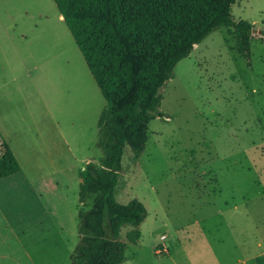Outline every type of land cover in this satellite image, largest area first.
<instances>
[{
    "label": "rangeland",
    "instance_id": "1",
    "mask_svg": "<svg viewBox=\"0 0 264 264\" xmlns=\"http://www.w3.org/2000/svg\"><path fill=\"white\" fill-rule=\"evenodd\" d=\"M231 14L253 25L249 64L215 29L161 88L140 157L124 149L115 200L147 214L135 244L121 228L122 264H264V0ZM105 107L53 0H0V125L21 169L0 180V264H73Z\"/></svg>",
    "mask_w": 264,
    "mask_h": 264
},
{
    "label": "trees",
    "instance_id": "2",
    "mask_svg": "<svg viewBox=\"0 0 264 264\" xmlns=\"http://www.w3.org/2000/svg\"><path fill=\"white\" fill-rule=\"evenodd\" d=\"M236 0H53L75 45L106 101L97 129L103 152L100 167L87 164L79 173L78 243L73 264H122L126 240L135 244L146 210L138 200H115L123 152L137 160L148 141L149 123L162 118L160 90L175 66L219 27L231 29L236 52L250 60L253 25L234 21ZM0 179L20 171L12 151L1 144Z\"/></svg>",
    "mask_w": 264,
    "mask_h": 264
},
{
    "label": "crops",
    "instance_id": "3",
    "mask_svg": "<svg viewBox=\"0 0 264 264\" xmlns=\"http://www.w3.org/2000/svg\"><path fill=\"white\" fill-rule=\"evenodd\" d=\"M59 18L63 21V18H62V16H60V14H59ZM3 63H4V61H2ZM4 97H6L5 95H3ZM1 114V113H0ZM0 118H1V116H0ZM3 137L7 140V142H9V139H10V135H8V132H7V130L3 127V125H0V144H2L3 142L4 143H6L5 142V140L3 139ZM8 145V144H7ZM11 148V147H10ZM12 149V148H11ZM12 152H13V154H15L14 153V150L12 149ZM15 156H16V154H15ZM17 159V158H16ZM21 173V169H20V171L17 173V174H15V176H17V175H19ZM12 176H14V175H12ZM12 176H10V177H12ZM10 177H7V178H3V179H8V178H10ZM3 179H0V180H3ZM232 188H234L235 186H234V183L232 184V186H231ZM221 194H222V189H221ZM164 236V235H163ZM162 237V236H161ZM161 237H159V238H161ZM165 241H166V236H165Z\"/></svg>",
    "mask_w": 264,
    "mask_h": 264
},
{
    "label": "built area",
    "instance_id": "4",
    "mask_svg": "<svg viewBox=\"0 0 264 264\" xmlns=\"http://www.w3.org/2000/svg\"><path fill=\"white\" fill-rule=\"evenodd\" d=\"M164 240H165V236H162V237L160 238V241H161V242H164ZM164 251H166V249H165Z\"/></svg>",
    "mask_w": 264,
    "mask_h": 264
}]
</instances>
